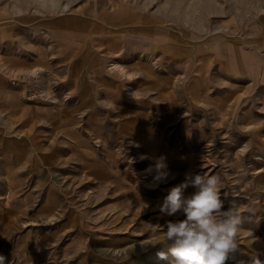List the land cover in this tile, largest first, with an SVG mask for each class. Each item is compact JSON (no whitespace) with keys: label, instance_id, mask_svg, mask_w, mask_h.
Instances as JSON below:
<instances>
[{"label":"rangeland","instance_id":"obj_1","mask_svg":"<svg viewBox=\"0 0 264 264\" xmlns=\"http://www.w3.org/2000/svg\"><path fill=\"white\" fill-rule=\"evenodd\" d=\"M186 173L264 264V0H0L5 264H168L146 222Z\"/></svg>","mask_w":264,"mask_h":264},{"label":"clouds","instance_id":"obj_2","mask_svg":"<svg viewBox=\"0 0 264 264\" xmlns=\"http://www.w3.org/2000/svg\"><path fill=\"white\" fill-rule=\"evenodd\" d=\"M147 158L140 157L141 160ZM145 171H155L147 185L149 188H158L161 184L168 183L169 179H175L163 156L155 160L154 167L150 166ZM190 187L195 191L185 196ZM157 210L161 219L180 215L184 217L166 220L163 225L146 222L150 228V238L157 240L156 244H159L161 229L165 230L166 240L171 241L166 251L156 253L158 259L167 261L168 264H227L229 260L236 259L239 251L237 234L242 224L241 210L235 204L224 210L218 176L186 173L182 182L168 190L163 203L157 205ZM247 211L254 212L251 208ZM5 260L6 257L0 255V264H5ZM252 264L262 262L254 256Z\"/></svg>","mask_w":264,"mask_h":264}]
</instances>
